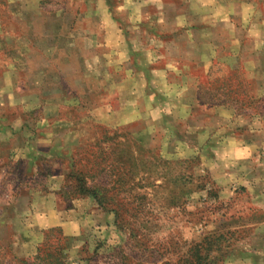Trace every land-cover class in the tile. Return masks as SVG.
Instances as JSON below:
<instances>
[{
  "label": "rangeland",
  "instance_id": "obj_1",
  "mask_svg": "<svg viewBox=\"0 0 264 264\" xmlns=\"http://www.w3.org/2000/svg\"><path fill=\"white\" fill-rule=\"evenodd\" d=\"M222 1L0 0V264L32 263L51 229L41 220L69 218L83 223L67 242L72 264H176L188 244L230 230L225 264H264V0H247L249 23L238 11L202 32L225 19ZM227 30L243 39L232 60ZM219 64L246 85L233 79L226 105H201ZM103 127L128 138L117 158L140 198L129 230L71 195L69 166Z\"/></svg>",
  "mask_w": 264,
  "mask_h": 264
},
{
  "label": "trees",
  "instance_id": "obj_2",
  "mask_svg": "<svg viewBox=\"0 0 264 264\" xmlns=\"http://www.w3.org/2000/svg\"><path fill=\"white\" fill-rule=\"evenodd\" d=\"M222 70H226L227 75L223 77L225 80L222 81L219 87H215V90L213 86L221 78H217L214 81L213 78ZM242 72V69L231 70L222 64L213 66L206 75L205 82L199 85L197 101L201 105L206 106L216 104L226 105V100L222 98L219 92L224 91V85L228 84L230 87L233 79L238 84L245 86L246 82L243 79ZM103 129L105 128L103 127ZM107 132V130L104 131V134L99 132L100 137L96 140V143L94 145L87 144L85 150L82 151V157L79 160H73L69 166L70 172L68 179L74 185L71 195L80 198H92L100 208L115 215L117 226L120 229L129 230L131 224L125 222V216L130 206L138 202L140 198L136 195L133 202H131L130 195L134 190V185L131 184L133 180L131 176L133 175H131L130 169H127L126 166L124 168L119 166L117 158V154L118 156L121 154L120 148L128 147V138L127 135L119 136L118 131L115 132L114 136H109ZM119 137H123L125 143L121 144L115 140ZM130 150L131 148L129 147L128 152H126L127 155L130 154ZM144 207H141V204H137V208L135 207V210H132L136 212V215H139L144 210ZM235 231L230 230L217 237L207 236L200 243L188 244L184 257L181 262L179 261L176 264H225L222 253L232 246L231 240L238 233ZM44 234V241L37 249V255L34 261L31 263L19 260L20 264L74 263L67 257V252L71 250L67 242L68 240L73 241L72 238L66 237L61 228L48 229ZM53 238L56 239L55 243L52 242ZM49 248L51 249L50 254L43 257L44 252ZM95 252L97 253V251ZM224 256H227V254H224ZM81 261L82 263L85 262L84 260ZM81 261L78 258L75 262L80 264Z\"/></svg>",
  "mask_w": 264,
  "mask_h": 264
},
{
  "label": "crops",
  "instance_id": "obj_3",
  "mask_svg": "<svg viewBox=\"0 0 264 264\" xmlns=\"http://www.w3.org/2000/svg\"><path fill=\"white\" fill-rule=\"evenodd\" d=\"M233 3L232 5L230 3ZM220 6L223 8V9H226V17L225 19L221 18V22H216L215 24L214 21L213 23L211 22L210 25L206 26V27H203V31L202 32H206L207 34L208 33H212L214 30H215V27H219V26H227V27H230L231 25V18H233L235 14H237L238 11H242V12H245V14H247L245 20H243L244 18H242V22L245 23V21H247V23H249V21H251V18H249L250 16V13L252 14V11H255V8L253 7V3H250L248 2L247 0H227L225 2H220L219 3ZM234 13V14H233ZM225 22V23H224ZM221 23V25L219 24ZM243 23V24H244ZM211 26V27H210ZM229 29V28H228ZM224 32V31H223ZM225 33H227V40L225 42L224 45H226L225 47L224 46H220L222 50H225L228 52L229 56V60H232V58H236V57H240L241 56V53L243 55V39L240 40L238 39L237 37H235V39L233 40L232 37H230V31L227 30L225 31ZM230 35H229V34ZM226 35V34H225ZM213 44V42H211ZM212 49H210L211 54L209 55L210 58H214L213 54L215 53V50L212 45L211 47ZM208 57V56H207ZM208 57V58H209ZM243 57V56H242ZM230 61H227V63H229ZM255 135H257L260 139V142L257 143L258 144H262L264 140H261V139H264L263 136H262V132H255ZM260 147V146H258ZM41 223L43 224V228L45 229H48V228H52L55 224L54 222V219L50 222L48 220H41ZM56 225H58L59 227H61L64 235L66 237H70V238H75V239H80L82 238L81 236V230L83 229V223L78 221L77 219H72V218H69L68 220H65V221H61V223H57Z\"/></svg>",
  "mask_w": 264,
  "mask_h": 264
}]
</instances>
